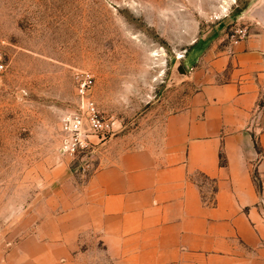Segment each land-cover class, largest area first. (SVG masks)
Masks as SVG:
<instances>
[{"label": "rangeland", "instance_id": "rangeland-1", "mask_svg": "<svg viewBox=\"0 0 264 264\" xmlns=\"http://www.w3.org/2000/svg\"><path fill=\"white\" fill-rule=\"evenodd\" d=\"M259 1L0 0V264H23L31 242L45 243L44 225L60 218L54 207L76 200L101 154L137 148L189 109L202 58L238 44L235 31L247 39ZM86 75L88 98L114 131L71 155L62 125ZM84 249L58 264H107L100 247Z\"/></svg>", "mask_w": 264, "mask_h": 264}, {"label": "crops", "instance_id": "crops-1", "mask_svg": "<svg viewBox=\"0 0 264 264\" xmlns=\"http://www.w3.org/2000/svg\"><path fill=\"white\" fill-rule=\"evenodd\" d=\"M251 18L247 39L202 58L188 110L100 155L23 264L92 247L107 264H264V0Z\"/></svg>", "mask_w": 264, "mask_h": 264}, {"label": "built area", "instance_id": "built-area-1", "mask_svg": "<svg viewBox=\"0 0 264 264\" xmlns=\"http://www.w3.org/2000/svg\"><path fill=\"white\" fill-rule=\"evenodd\" d=\"M246 30L235 31L232 39L235 43L244 40ZM235 39V40H234ZM92 77L86 75L81 80L78 94L81 97L78 111L66 117L62 129L64 133L63 149L71 155L95 149L113 135V119L104 117L92 99L88 98Z\"/></svg>", "mask_w": 264, "mask_h": 264}, {"label": "trees", "instance_id": "trees-1", "mask_svg": "<svg viewBox=\"0 0 264 264\" xmlns=\"http://www.w3.org/2000/svg\"><path fill=\"white\" fill-rule=\"evenodd\" d=\"M256 148H257V151H258V150H259L258 147H256ZM216 191H217V189H215V192H216Z\"/></svg>", "mask_w": 264, "mask_h": 264}, {"label": "bare ground", "instance_id": "bare-ground-1", "mask_svg": "<svg viewBox=\"0 0 264 264\" xmlns=\"http://www.w3.org/2000/svg\"><path fill=\"white\" fill-rule=\"evenodd\" d=\"M227 4H228V2H227ZM224 7H225V6H224ZM224 7H223V8H224ZM224 10H225V9H224Z\"/></svg>", "mask_w": 264, "mask_h": 264}]
</instances>
